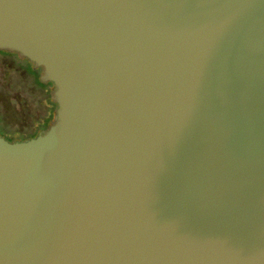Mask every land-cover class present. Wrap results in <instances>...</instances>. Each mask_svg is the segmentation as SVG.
<instances>
[{"label": "water", "instance_id": "95a60500", "mask_svg": "<svg viewBox=\"0 0 264 264\" xmlns=\"http://www.w3.org/2000/svg\"><path fill=\"white\" fill-rule=\"evenodd\" d=\"M47 128L0 136V264H264V0H0Z\"/></svg>", "mask_w": 264, "mask_h": 264}, {"label": "rangeland", "instance_id": "374dc122", "mask_svg": "<svg viewBox=\"0 0 264 264\" xmlns=\"http://www.w3.org/2000/svg\"><path fill=\"white\" fill-rule=\"evenodd\" d=\"M3 52L0 54H8ZM13 60L16 61L0 56V136L9 141L27 138L36 122L50 117L55 108L51 84L39 80L42 86L39 87L29 76L14 72Z\"/></svg>", "mask_w": 264, "mask_h": 264}, {"label": "flooded vegetation", "instance_id": "af4514ba", "mask_svg": "<svg viewBox=\"0 0 264 264\" xmlns=\"http://www.w3.org/2000/svg\"><path fill=\"white\" fill-rule=\"evenodd\" d=\"M3 53H5V52H3ZM6 53H8V54H0V56L8 57V58H12V59L16 60V61L13 60L15 62V65L12 68V70L14 72L19 73V74H24L26 76H29L33 80L34 84L37 85L36 76L39 75V73H40L38 71V68H34L32 70V63L29 62L27 59L18 57L17 54L14 52H6ZM36 71H38V72H36ZM37 86L42 87L40 85H37ZM53 105L55 107L54 102H53ZM52 111H51V113H52ZM50 116H51V114H50ZM49 123H50V117H48V116L42 117L39 121L36 122L35 126L31 130V132L28 134L27 138H29L30 136H34L38 132L45 130L47 128V126L49 125Z\"/></svg>", "mask_w": 264, "mask_h": 264}, {"label": "trees", "instance_id": "16d2710c", "mask_svg": "<svg viewBox=\"0 0 264 264\" xmlns=\"http://www.w3.org/2000/svg\"><path fill=\"white\" fill-rule=\"evenodd\" d=\"M0 51H2V50H0ZM5 52H7V51H5ZM33 70V69H32ZM36 83H37V85H40L41 86V82L39 81V79H38V75L36 76ZM45 83H50V82H45ZM44 83V84H45ZM44 86V85H43ZM30 137H32V136H30ZM26 139V138H25Z\"/></svg>", "mask_w": 264, "mask_h": 264}]
</instances>
